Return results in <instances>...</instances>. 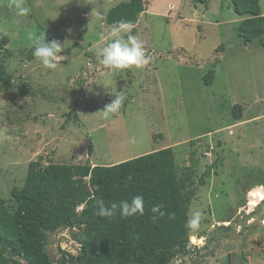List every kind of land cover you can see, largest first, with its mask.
Masks as SVG:
<instances>
[{
    "label": "rangeland",
    "instance_id": "rangeland-1",
    "mask_svg": "<svg viewBox=\"0 0 264 264\" xmlns=\"http://www.w3.org/2000/svg\"><path fill=\"white\" fill-rule=\"evenodd\" d=\"M130 1L25 0L29 15L17 17L0 0L10 51L0 50L8 77L0 82V204L16 210L32 161L110 165L171 147L188 217L202 214L189 251L171 261L228 264L229 244L232 264H264V0H238L239 11L233 0H142L130 35L143 42L145 63L108 68L100 54L115 38L108 14ZM40 30L63 44L55 71L28 56ZM120 92L122 108L105 115ZM82 220L47 232L54 264L80 255L94 234ZM9 232L0 216L4 264H28L7 244Z\"/></svg>",
    "mask_w": 264,
    "mask_h": 264
},
{
    "label": "trees",
    "instance_id": "trees-1",
    "mask_svg": "<svg viewBox=\"0 0 264 264\" xmlns=\"http://www.w3.org/2000/svg\"><path fill=\"white\" fill-rule=\"evenodd\" d=\"M238 0H233L239 11ZM142 0L113 7L108 21L134 22L144 10ZM254 37L258 32L252 31ZM6 37L0 32V50L6 52ZM34 58L32 52L28 55ZM8 77L0 75V82ZM22 93L25 90L22 89ZM242 106L235 104L234 115L241 118ZM91 153L92 147L89 148ZM88 179V182L86 181ZM140 195L145 214L127 219L118 215L109 219L96 215L97 200L106 204L130 200ZM17 208L10 212L0 204V216L11 229L7 244L28 264H54L46 250L47 232L82 223L84 216L94 234L83 239L80 255L61 264H158L169 263L189 251V230L185 227L191 198L182 193L175 155L171 147L155 150L111 165L58 164L42 165L41 159L29 165L25 184L14 194ZM85 204L81 216L77 211ZM163 205V218L152 219L151 209ZM167 213H175L170 220ZM160 247L156 253L154 246ZM150 255L151 258H147ZM0 249V264L6 262Z\"/></svg>",
    "mask_w": 264,
    "mask_h": 264
},
{
    "label": "clouds",
    "instance_id": "clouds-1",
    "mask_svg": "<svg viewBox=\"0 0 264 264\" xmlns=\"http://www.w3.org/2000/svg\"><path fill=\"white\" fill-rule=\"evenodd\" d=\"M7 7L14 12L17 17H26L29 15V8L25 6V0H9ZM132 32V24L128 21L117 22L112 29V35L115 37L106 46L100 49L102 63L108 68L124 70L130 68H140L145 63V51L143 42L138 37L130 35ZM128 34L125 38V35ZM33 46V57L43 65L45 69L55 71L60 67L59 58L63 52V44L57 40L49 41L47 33L40 30L38 33L30 34ZM126 96L123 92L117 94L106 105L103 112L105 115L116 114L122 108ZM134 142V138L130 140ZM96 215L104 218H115L117 215L121 219H127L137 215L145 214V201L140 195L133 196L130 200L122 199L119 202H111L106 204L104 200L96 201ZM163 205H155L152 207V219L158 217L163 218L166 213L162 211ZM170 220L175 219V213H167ZM202 214L196 210L191 213L185 223V227L190 231L198 230L201 224Z\"/></svg>",
    "mask_w": 264,
    "mask_h": 264
},
{
    "label": "water",
    "instance_id": "water-1",
    "mask_svg": "<svg viewBox=\"0 0 264 264\" xmlns=\"http://www.w3.org/2000/svg\"><path fill=\"white\" fill-rule=\"evenodd\" d=\"M232 248H233L232 245H229V244H227V245L225 246V251L228 252V253H227L228 264H232L231 254L229 253V251H230ZM158 264H165V262L158 263ZM169 264H174V262H173V261H170Z\"/></svg>",
    "mask_w": 264,
    "mask_h": 264
},
{
    "label": "flooded vegetation",
    "instance_id": "flooded-vegetation-1",
    "mask_svg": "<svg viewBox=\"0 0 264 264\" xmlns=\"http://www.w3.org/2000/svg\"><path fill=\"white\" fill-rule=\"evenodd\" d=\"M214 234H215V236L214 237H211V241L208 243L207 248H209L210 245L215 242L217 236H216V233H214ZM231 260H232V258H231ZM225 261L228 263V257H226V260Z\"/></svg>",
    "mask_w": 264,
    "mask_h": 264
},
{
    "label": "crops",
    "instance_id": "crops-1",
    "mask_svg": "<svg viewBox=\"0 0 264 264\" xmlns=\"http://www.w3.org/2000/svg\"><path fill=\"white\" fill-rule=\"evenodd\" d=\"M123 161V160H122ZM112 164H115V163H112ZM111 165V164H110Z\"/></svg>",
    "mask_w": 264,
    "mask_h": 264
}]
</instances>
